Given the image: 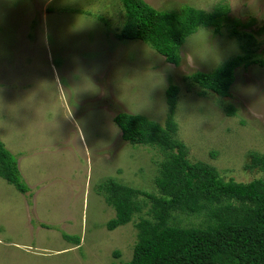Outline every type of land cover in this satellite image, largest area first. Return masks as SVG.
I'll list each match as a JSON object with an SVG mask.
<instances>
[{"label": "rangeland", "instance_id": "obj_1", "mask_svg": "<svg viewBox=\"0 0 264 264\" xmlns=\"http://www.w3.org/2000/svg\"><path fill=\"white\" fill-rule=\"evenodd\" d=\"M143 1L158 11L226 9L230 20L264 22V0ZM123 22L120 0H0V140L27 188L21 194L0 178V264L131 259L137 214L107 229L115 211L98 185L113 179L155 192L165 158L156 146L124 142L113 117L125 112L163 126L170 85L179 88L173 137L190 162L214 167L224 180L262 176L245 165L250 153L264 154V66L235 69L226 97L190 79L238 55L264 59V35L249 42L241 33L258 25L238 27L233 35L223 21L218 34L203 27L206 39L200 27L173 65L142 41L119 40ZM180 218L206 221L203 214Z\"/></svg>", "mask_w": 264, "mask_h": 264}, {"label": "trees", "instance_id": "obj_2", "mask_svg": "<svg viewBox=\"0 0 264 264\" xmlns=\"http://www.w3.org/2000/svg\"><path fill=\"white\" fill-rule=\"evenodd\" d=\"M120 2L124 22L118 39L142 41L173 65L180 62L185 39L200 27H212L218 34L226 21L232 27L231 33L238 35V27L251 28L257 24L253 33H241L249 42L254 34L264 35V22H256L254 18L245 23L230 20L226 9L207 13L185 6L179 12H164L143 0ZM254 64L264 66V59L251 54L238 55L211 72H194L190 79L201 89L226 97L235 69ZM178 92L175 85L165 91L170 113L163 126L125 112L113 117L124 142L156 146L165 158L153 180L155 192L128 187L113 179L98 185L99 193L115 211V217L106 223L107 229L132 222L137 214L138 221L134 223L137 240L131 259L123 264H264V154H249L245 168L256 169L262 176L248 183L232 178L224 180L214 167L190 162L184 144L173 137L176 124L172 113ZM0 178L21 194L27 191L16 159L1 140ZM144 208L146 217L141 215ZM201 214L206 221L197 225L185 224L180 218L184 215L188 221Z\"/></svg>", "mask_w": 264, "mask_h": 264}, {"label": "clouds", "instance_id": "obj_3", "mask_svg": "<svg viewBox=\"0 0 264 264\" xmlns=\"http://www.w3.org/2000/svg\"><path fill=\"white\" fill-rule=\"evenodd\" d=\"M200 34L203 36L204 39H206L208 37V35H209L207 30L204 29L203 27L200 28Z\"/></svg>", "mask_w": 264, "mask_h": 264}, {"label": "crops", "instance_id": "obj_4", "mask_svg": "<svg viewBox=\"0 0 264 264\" xmlns=\"http://www.w3.org/2000/svg\"><path fill=\"white\" fill-rule=\"evenodd\" d=\"M5 38H6V37H4V40H5L6 42H9V41L11 42V40H12V39H10V38H8V39L6 40Z\"/></svg>", "mask_w": 264, "mask_h": 264}]
</instances>
